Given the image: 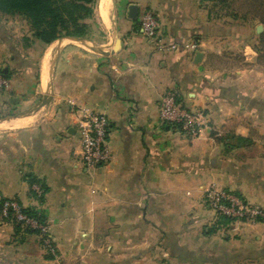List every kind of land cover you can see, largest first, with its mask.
<instances>
[{"label":"crops","instance_id":"0c3cea01","mask_svg":"<svg viewBox=\"0 0 264 264\" xmlns=\"http://www.w3.org/2000/svg\"><path fill=\"white\" fill-rule=\"evenodd\" d=\"M119 2L112 0L114 39L60 38L46 45L30 33L0 38V63L9 73L0 110L23 113L0 120V200L15 199L45 215L58 258L40 257L38 264L90 263L92 252L105 257L102 264H258L264 247L253 230L263 224L216 221L202 202L212 182L238 194L252 187L244 169L254 161L235 160L243 148L226 152L217 140L229 133L250 139L252 128L246 114L236 113L247 111L234 98L244 95L243 88L233 89L232 82L230 90L208 66V54L222 50L214 43L218 23L200 0ZM149 2L159 11L164 51L135 26ZM131 4L138 6L135 20L128 18ZM100 11L105 26L109 0L100 1ZM193 35L199 62L197 53L183 48ZM248 50L246 62L256 57ZM168 92L177 93L187 109L204 111L211 131L190 141L163 125L158 104ZM48 94L38 111L45 119L31 125L34 101ZM81 107L108 118L111 159L104 167L87 169L80 161L74 118ZM29 175L46 186L43 202L31 196ZM0 225L10 237L12 225ZM96 238L114 246H86ZM3 244L0 264H31L25 251L13 261L11 254L7 263L5 254L17 249Z\"/></svg>","mask_w":264,"mask_h":264},{"label":"rangeland","instance_id":"374dc122","mask_svg":"<svg viewBox=\"0 0 264 264\" xmlns=\"http://www.w3.org/2000/svg\"><path fill=\"white\" fill-rule=\"evenodd\" d=\"M100 1L101 0H97L94 11V18L90 21V25L92 28L91 33L88 37L83 39L88 40L92 43L93 41L97 43L104 42L106 40V38L104 37L106 36L108 37V39H114L117 36L115 32L116 26L114 25L115 21L117 20V16L115 8L112 4V0H109L111 21L105 23V26L102 25L101 21L102 13H100ZM115 1H118V3L121 4V2H119L121 0ZM123 3L125 4L126 0H123ZM200 4L204 6L205 9H208L210 14L209 17L213 20H216V22L218 23V36L216 39H214V43L222 45V50H220L221 52L219 54H208V66L210 70L218 71V77L226 79L228 81V83L230 84V86H228L230 90L232 89V87L235 90L243 88L244 95L236 94L234 98L236 103L242 106L247 111L237 110L236 113L246 114L248 121H250L248 123H251L252 125L250 131V142L247 145H243V150L237 151L234 154V158L237 161H254L252 165H248L246 166V169H244L245 173L249 174L248 184L252 185V187L249 188V186H247L248 191L251 190V192H240L241 194H239V196L245 201H247L249 204L258 206L262 210H264V0H223L215 3L207 0H200ZM144 10L153 13V15L158 21V24L160 23L159 11L157 10L156 6L152 4V2H149V4L147 3L142 6V11ZM258 27H261L262 29L260 33L257 32ZM27 33H30L31 35L30 28L21 17L9 16L0 13V38L6 36L20 37L21 34L25 35ZM25 39L29 38H24V40ZM189 40H191L189 41V43L197 45V48L192 50H185L189 51V54L191 56H193L195 53H201V48L199 46V38L196 35H193L192 37H190ZM247 47L250 48V50H248V53L250 54L251 52L256 55V57L255 59L247 60L246 62V56L244 55V51L247 49ZM5 65L6 62L0 63V73L5 71ZM232 82L234 83V85L231 87ZM7 86L0 91V94L5 91ZM246 93H248V95H246ZM50 95L51 94L46 95L42 99V101L41 96L39 98L37 97L36 101H34V104L36 103V105L32 106L31 108L32 114L34 115V117H31V125L37 123L38 121H41L42 119H45V116H43L45 113L44 110L40 113L38 111L40 110V108L44 107L45 104H47ZM4 98L8 99V96ZM16 101L18 102V98L16 99ZM30 105H33V103ZM14 110L16 109H13L9 112L2 108V110H0V120L9 117H18L23 114L21 113V110L15 112ZM208 131H211V129ZM226 135L227 134H225L224 136L226 137ZM2 137L3 134H0V141ZM245 175L244 179L247 178V175ZM210 184H215L217 187L225 189L213 182L209 183L205 187V189ZM205 189L203 191L202 198L203 205L211 213L212 217L216 221H218L219 217L204 202ZM234 191L235 190H232V192ZM0 223L10 224L13 227V223L10 220H4L1 215ZM247 223L255 224L258 222ZM262 224L263 226L253 230L254 233H260L262 235V239L258 243L260 247H264V222ZM1 226L2 225H0V227ZM7 233L8 231L6 229H3L2 232H0V236L6 239L0 240L1 243H5L3 244V248L5 247L7 249L17 250H15V252L11 250L10 254H5L6 259L12 254L10 258L13 259H10V261H13L14 257L20 254L22 251H25L24 254L28 255L26 256V260H31V264H38V260L40 259V257L47 258V256L49 255L46 249L42 246L38 234L25 231H18L16 233L14 227L12 229V235H10V237H5ZM90 242V245H86L87 247L97 248L99 246H114L112 243L109 242L105 244V241H100L98 238L93 239ZM84 244L87 243L85 242ZM57 258L58 254L57 257L53 259ZM87 259L90 261V263L87 262L83 264H102V262L104 261L103 259H105V257H102V255L100 256L99 254L96 255V253L92 252L90 256H87ZM258 259L261 260V262H259L258 264H264V250L263 252L261 251L260 257ZM8 261L9 260L7 259V263L10 262ZM25 264H29V262ZM251 264L255 263L253 262Z\"/></svg>","mask_w":264,"mask_h":264},{"label":"built area","instance_id":"2783aa9c","mask_svg":"<svg viewBox=\"0 0 264 264\" xmlns=\"http://www.w3.org/2000/svg\"><path fill=\"white\" fill-rule=\"evenodd\" d=\"M141 34L160 51L167 46L162 38L156 17L149 11H141L138 18ZM175 49L176 45L169 46ZM184 49H195L197 45L186 44ZM8 85V81L0 73V91ZM159 121L168 128L176 130L189 140L199 138L202 132L210 130L209 121L203 111L189 110L177 102L176 93L168 92L158 104ZM75 131L78 135L80 147V161L87 169L104 167L109 164L111 154L108 146L109 121L104 114H100L86 107H81L75 112ZM33 189L40 194L38 186ZM204 202L221 219L233 222H257L264 218V210L249 204L234 192L210 184L204 192ZM1 217L9 215L23 227L38 231L42 246L53 258L57 257L56 248L48 231V224H39L22 213L20 205L14 200L5 201L1 208ZM218 218V220H220Z\"/></svg>","mask_w":264,"mask_h":264},{"label":"trees","instance_id":"16d2710c","mask_svg":"<svg viewBox=\"0 0 264 264\" xmlns=\"http://www.w3.org/2000/svg\"><path fill=\"white\" fill-rule=\"evenodd\" d=\"M210 2H220L223 0H207ZM97 0H0V13L9 16L21 17L29 26L31 37L43 44L49 45L60 38L84 39L91 33L90 21L94 18V11ZM136 28L139 29L137 20L134 21ZM29 41V39H25ZM2 76L8 80L9 73L1 72ZM177 102L183 107L180 96L176 93ZM223 145L226 152L242 148L247 145L251 139L235 134H227L226 137L217 138ZM30 187V194L37 201L43 202L46 186L33 176H25ZM38 186L40 194L33 187ZM237 196L239 194L234 192ZM240 197V196H239ZM15 199L0 200V214L2 204L5 201ZM17 202V201H16ZM19 204V203H18ZM21 207V206H20ZM22 213L28 218L35 220L39 224L46 223V217L43 212L35 208H22ZM4 220H10L13 223L15 232H30L38 234L37 230L29 227H23L22 223L17 222L9 215ZM223 223H229V219L221 218ZM257 222L263 223L264 218H259ZM47 259L52 260L53 257L48 255Z\"/></svg>","mask_w":264,"mask_h":264},{"label":"water","instance_id":"95a60500","mask_svg":"<svg viewBox=\"0 0 264 264\" xmlns=\"http://www.w3.org/2000/svg\"><path fill=\"white\" fill-rule=\"evenodd\" d=\"M137 16H138V6H136L134 4H131L128 7V18L131 19V20H135L137 18ZM261 31H262L261 27H258L257 32L260 33ZM201 57H202V54L201 53H197L196 57H195V61L199 62Z\"/></svg>","mask_w":264,"mask_h":264},{"label":"bare ground","instance_id":"6f19581e","mask_svg":"<svg viewBox=\"0 0 264 264\" xmlns=\"http://www.w3.org/2000/svg\"><path fill=\"white\" fill-rule=\"evenodd\" d=\"M74 40L80 41L81 39H74Z\"/></svg>","mask_w":264,"mask_h":264}]
</instances>
